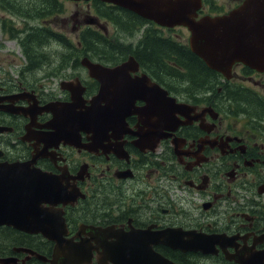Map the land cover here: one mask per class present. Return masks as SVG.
Masks as SVG:
<instances>
[{"label": "flooded vegetation", "instance_id": "obj_1", "mask_svg": "<svg viewBox=\"0 0 264 264\" xmlns=\"http://www.w3.org/2000/svg\"><path fill=\"white\" fill-rule=\"evenodd\" d=\"M243 2L202 0L198 17L226 16ZM49 4L54 6L50 11ZM64 4L74 6L70 25L63 17ZM150 27L159 31L135 12L99 0H0V165H23L27 190L35 183L45 196L54 195L51 203H39L46 212L40 223L50 229L62 221L66 238L80 233L88 244L85 253L91 254L89 264L103 263L90 227L106 231V246L118 237L140 238L144 232L153 240L156 233L180 229L192 233L184 237L189 246L206 238L217 252L152 246L177 264H236L229 258L264 264V71L235 63L228 79L213 73L208 89L181 96L166 88L174 81L161 82L159 70L138 64L129 78L147 75L167 89L187 107L185 116H175L184 125L164 131L153 149L151 137L142 139L143 149L135 146V115L124 119V127L80 132L77 146L54 135L61 127L51 123L53 114L43 107L70 102L62 83L78 80L85 106L98 93L99 83L81 59L112 69L131 56L120 59L117 54L125 51L109 46V51L96 49L97 57L92 52L79 60L80 42L137 45ZM51 40L65 42L60 44L62 57L34 53L32 44L39 49ZM7 47L20 54V63ZM134 106L141 108L144 102L137 100ZM47 212L53 213L50 224ZM38 221L29 233L0 225V264H50L53 242L33 232Z\"/></svg>", "mask_w": 264, "mask_h": 264}, {"label": "water", "instance_id": "obj_2", "mask_svg": "<svg viewBox=\"0 0 264 264\" xmlns=\"http://www.w3.org/2000/svg\"><path fill=\"white\" fill-rule=\"evenodd\" d=\"M100 1L129 9L161 27L186 28L190 33L189 49L215 72L227 76L236 62L264 71V0H244L240 7L226 16H206L198 21L195 18L200 0ZM81 65L87 68L90 77L98 81V93L89 101V106H85L82 97L84 88L76 82L61 85L62 90L69 91L70 103H51L43 108L53 114L51 123L61 127L54 133L59 139L57 141L63 140L77 146L76 140L79 139L80 132L92 127L99 134L108 126L124 127V119L135 115L138 118L136 128L139 131L134 133L138 137L135 146L143 149L142 139L151 137L154 142L150 147L154 148L156 143L166 136L164 131H173L178 125L184 124L175 117L176 114L185 116L184 105L177 104L175 99L167 97L166 91L150 84L149 80L129 78L128 73L137 66L133 58L112 69L91 63L87 58L81 60ZM137 100L143 101L144 106L136 108L134 104ZM144 129L149 133L144 134ZM26 180V169L23 165H0V225L29 233L38 219L36 230L33 232H39L53 242L50 264L90 262L91 254L85 253L88 244L80 239V233L66 238L67 231L64 227L61 229L62 221H55L50 229L40 223L46 212L39 207V203H51L54 195L45 196L35 183L30 191L27 190ZM47 216L48 224L52 223L53 213L47 212ZM90 229L97 244L95 251L101 250L99 257L105 264H177L156 253L152 249L156 244L170 245L181 251H199L205 255L217 253L212 246H207L206 238H198L195 246H189L184 237L191 236L192 233L180 229L156 233L153 240L152 236H146L144 232L138 234L140 238L118 237L114 244L108 246L104 242L106 231L95 227ZM121 240L125 243H121ZM83 259L88 261L82 262ZM229 260H234L236 264H247L240 259Z\"/></svg>", "mask_w": 264, "mask_h": 264}, {"label": "trees", "instance_id": "obj_3", "mask_svg": "<svg viewBox=\"0 0 264 264\" xmlns=\"http://www.w3.org/2000/svg\"><path fill=\"white\" fill-rule=\"evenodd\" d=\"M53 8V5H48V11ZM56 42L65 43L62 40H56ZM109 44L99 39L84 41L82 42L81 54L89 57V53L93 52L94 56L97 57L96 49L109 51V46L114 51H125V53H118L117 56L122 59L127 53L133 55L140 64L148 65L149 70H159L161 82L174 81L172 86L166 88L175 95L185 96L191 89L196 91L206 90L215 80L212 76L214 72L192 54L186 44L177 42L172 37L165 36L162 32L158 31L156 33L152 27L144 32L143 38L134 48L124 43ZM23 54L27 59L29 58L25 50H23ZM46 57L44 56L45 59ZM189 83L192 85L179 86V84L188 85Z\"/></svg>", "mask_w": 264, "mask_h": 264}, {"label": "rangeland", "instance_id": "obj_4", "mask_svg": "<svg viewBox=\"0 0 264 264\" xmlns=\"http://www.w3.org/2000/svg\"><path fill=\"white\" fill-rule=\"evenodd\" d=\"M64 9H65V12L66 14L63 16L65 17L67 20H69V25L71 24V15L74 11V6L72 4H64ZM57 25H58V28H62L61 26V22L58 21L57 22ZM54 31L55 28H53ZM163 34L165 36H170L172 38H174L173 40L179 42L180 39H183V42H185V38L187 37V33L186 31L182 30V29H175V31H167V30H163ZM33 45V51L34 53L38 54L41 52V51H44L46 54H47V59L50 58V57H53L55 58L56 55H58L59 57H62L61 55V52H62V46L60 45V43H57V42H49L48 43V46H43V47H40L39 49L37 47H35V44H32ZM8 48V47H7ZM55 49H58V51L56 52ZM9 52L11 54H13V56H15L16 58V64L20 63V60H22L20 54H18V52L16 50H13L12 47H9L8 48ZM31 50H32V47H31ZM56 54V55H55ZM81 54L79 53L78 54V57H79V60L81 59ZM50 60V59H49ZM0 239H2V237H0ZM3 243H6L5 240H2Z\"/></svg>", "mask_w": 264, "mask_h": 264}]
</instances>
